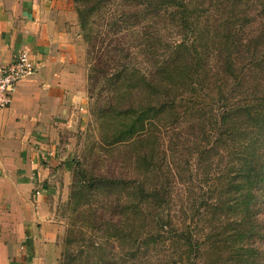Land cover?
I'll list each match as a JSON object with an SVG mask.
<instances>
[{
    "label": "trees",
    "instance_id": "16d2710c",
    "mask_svg": "<svg viewBox=\"0 0 264 264\" xmlns=\"http://www.w3.org/2000/svg\"><path fill=\"white\" fill-rule=\"evenodd\" d=\"M75 1L82 29L87 28L95 9L101 11L108 4L116 6L108 12L107 31L98 32L90 40L94 56L90 59L88 92L93 93L101 73L110 76L108 90H123L121 94L111 92L106 105L100 108L106 141L128 146L137 139H149L153 129V136L158 138L162 130L187 127L204 137L190 152L197 164L209 153L224 161L219 184L213 189L202 188L205 194H201L203 202L197 210L215 224L221 234L220 247L218 252L202 251L203 244L195 236L192 222L181 234L190 247L186 259L191 264L197 256L214 253L223 256L224 264H264V0ZM133 48L138 49L137 55L133 56ZM109 49L114 52L111 61L105 59ZM136 56L140 59L133 60ZM98 95L101 99L102 93ZM193 142L196 143V135ZM149 151L142 152L143 158L153 161ZM167 152V148L160 152L163 159H167ZM186 163L191 178H197L196 184L202 181L189 165L190 160ZM77 164L73 192L86 186L130 188L136 197L153 202L157 235L176 232L169 214L164 213L171 202V187L167 183V187L160 185L165 183L163 177H169L162 163H149L156 177L153 184L138 171L128 176L123 167L111 177L93 175L86 181L82 163ZM208 166L210 169L212 165ZM169 167L167 162L166 168ZM174 167L176 172L171 176L175 180L171 181H183L177 176L180 163L174 161ZM191 184L195 185L194 181ZM116 195L110 206L111 216L100 212L96 221L111 225L113 222L118 231L132 206L124 201L127 195ZM132 204L136 212L140 203ZM138 209L146 216L143 207ZM115 237L119 240L121 236ZM130 238L134 244L125 252L97 257L90 251L95 242L70 248V234L60 264H172L140 255L139 248L147 239L140 240L139 235ZM212 238L213 232L207 233V239ZM116 244L113 248L118 247ZM225 245L229 252H219ZM185 263L183 255L175 262Z\"/></svg>",
    "mask_w": 264,
    "mask_h": 264
},
{
    "label": "crops",
    "instance_id": "0c3cea01",
    "mask_svg": "<svg viewBox=\"0 0 264 264\" xmlns=\"http://www.w3.org/2000/svg\"><path fill=\"white\" fill-rule=\"evenodd\" d=\"M73 9L72 0H0V60L26 50L36 65L0 114V264H51L61 252L49 199L71 167L63 133L89 106Z\"/></svg>",
    "mask_w": 264,
    "mask_h": 264
},
{
    "label": "rangeland",
    "instance_id": "374dc122",
    "mask_svg": "<svg viewBox=\"0 0 264 264\" xmlns=\"http://www.w3.org/2000/svg\"><path fill=\"white\" fill-rule=\"evenodd\" d=\"M72 2L76 16V29L74 30L73 39L78 41L77 49L79 55L82 56L83 64L87 71L89 106L86 116L87 120L82 125L69 128V130L63 133L61 139L63 149H68L67 156L71 161V167L65 169L66 176L62 172L63 174L60 178H57L54 185V192L50 195L49 199L51 218L59 225L61 230L58 238L61 252H57L54 255L51 264H60L62 253L68 248L66 241L70 234L72 237V247L69 246L70 248L78 249L82 244L90 246L91 242H95L96 245L93 248L90 246V251L97 257H103L109 252H125L130 249L131 244H134L133 238L131 239L130 237L139 235L140 240L147 239L144 243L142 242L138 251L141 252L140 255H144L147 259L175 264L178 257L183 255L186 260L185 264H190V260L186 259L187 252H190V247L181 234H183L184 228L192 224V222L195 226L194 234L203 244L202 251L205 253L218 252L220 247L218 245L220 240L219 236L221 234L216 230L215 224L209 221L206 215H199L197 210L203 202L201 194H205V190L213 189L219 184L220 180L218 176L221 173L222 163L224 161L221 160L219 155L212 158V154L209 153L208 156H205L202 163L197 164L194 157L190 155V152L194 151L195 146L201 144L199 141L204 137L197 134V131H190L187 127L178 128L175 131L162 130L159 132L161 133V137L158 138L153 136L155 133L153 129L154 132L149 139H137L133 145L129 144L128 146H123L122 144L110 145L111 140L106 141V130L101 127L102 119L99 111L101 107L106 105L107 100H109L110 96L108 95H112L114 92L121 94L123 90L119 87V89L112 91L108 90L110 85H107V83L110 76L107 77L106 74L103 75L101 73L93 93L88 92V88L90 87L88 74L91 72L90 59H93L94 56V50L92 49L90 40L98 32L102 30L107 31L105 25L108 22V12L116 6L108 4L101 11L95 9L88 18L87 28L82 29L76 10L77 3L75 0H72ZM83 2L89 4L90 0H83ZM100 50L102 51L103 49ZM137 52L138 49L133 48V56L137 55ZM107 55L105 59L109 61L113 60L114 52H112V49L108 50ZM135 59H137V56L133 58V60ZM139 59L140 56H138L137 60ZM99 92L102 93L101 99L98 95ZM110 115L112 116L113 114L110 113ZM169 122H165V125H170ZM158 125L162 126V123H158ZM155 126L157 127V123ZM179 132H182L181 136H178ZM195 135L196 143L193 142ZM170 146L173 149H169ZM146 148L150 149L149 155L153 154V161L149 158H143L142 152H145L147 150ZM164 148L168 149L167 159H163L162 154L160 155V152ZM143 149L146 150L143 151ZM186 160H190L189 165H191L195 174L202 181H198L196 184L197 178H191ZM79 161L85 170L86 181L93 175L107 174L111 177L115 170L118 173L124 169L126 171L125 173L129 174L128 176L136 171L140 174H146L149 184H153V181L156 180L154 171L150 169L149 163L153 162L155 166L162 163L161 167H163L164 172L169 173V177H163L162 180L165 183H161L160 185L163 186L167 183L171 187V194H169L171 202L169 206L165 207L164 213L169 214L170 219L175 225L176 232L173 231L171 233L167 232L165 235H157L159 231H157V226L154 224L152 216L153 202L144 197H136L130 188H122L125 189L122 190L118 187L103 186L102 188V186H86L84 190L77 188L73 192L74 174L78 172L77 162ZM174 161L180 163V173L177 176L183 179L181 182L177 180V182L171 181L174 177L172 172H176ZM116 162H118V166H115ZM167 162H170L169 168H166ZM210 164L212 166L209 169L208 165ZM151 168H154V166L151 165ZM193 181L195 185L191 184ZM149 184L147 185L150 186ZM117 193L123 196L127 195L124 201L127 205L132 206L128 209L131 212L128 217L126 219L123 217L124 222L126 221L124 226L118 229V231L113 227V222L111 225V223H107L106 221L102 223L100 220L99 222L96 221V217L99 218L98 215L100 212L103 213L105 211L106 216L109 213L111 216L110 206L117 197ZM208 194L210 193H206L207 196H209ZM133 202L140 203L138 208L143 207L146 211V216H142L138 208L135 212ZM211 232H213L214 238L208 240L207 233ZM128 233L131 236L127 235ZM117 234L121 236L119 240L117 239L118 237H115ZM157 236L159 237L155 240ZM114 243H117V248H113ZM207 249L208 251H206ZM219 252H229V250L225 245ZM196 258H193L191 264H224L223 256L218 257L214 253L203 254Z\"/></svg>",
    "mask_w": 264,
    "mask_h": 264
},
{
    "label": "built area",
    "instance_id": "2783aa9c",
    "mask_svg": "<svg viewBox=\"0 0 264 264\" xmlns=\"http://www.w3.org/2000/svg\"><path fill=\"white\" fill-rule=\"evenodd\" d=\"M35 71L36 65L26 50H22L10 63L0 60V114L12 104L19 83Z\"/></svg>",
    "mask_w": 264,
    "mask_h": 264
}]
</instances>
